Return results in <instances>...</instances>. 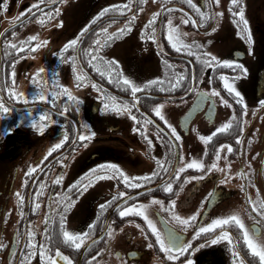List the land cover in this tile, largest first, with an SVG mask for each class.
<instances>
[{"label": "flooded vegetation", "instance_id": "flooded-vegetation-1", "mask_svg": "<svg viewBox=\"0 0 264 264\" xmlns=\"http://www.w3.org/2000/svg\"><path fill=\"white\" fill-rule=\"evenodd\" d=\"M138 1L107 0L104 2V6L125 3L132 7L120 15L105 13L89 26L88 33L80 41V47L89 46L96 33V28H110L107 25L109 20H115L117 23L118 20L127 19L132 8L138 6ZM161 1L165 6L174 4L173 1L182 2L180 9H183V13L180 9H175L172 13H160L154 25L157 29V40L161 42L164 59L176 65V72H183L185 75L180 87L166 88V90L153 87L150 95L145 96L142 91L138 93L141 96L140 101H131L130 93L125 92L115 83L108 81L107 77L94 71L83 56L78 62V67L82 65L90 80H94L100 85L105 94L111 93L118 99H128L130 103L136 104L137 108L132 111L138 116V121H143L145 114L140 109L144 110L151 118L147 125L131 120L126 112L117 114L111 109L101 111V108L104 107V98L100 93L91 87L90 83L83 87L76 86L71 63L62 61L57 55L58 49L65 43L64 41L59 42L61 34L50 37L52 39H49L48 44L42 45L34 51L24 49L19 53L14 49L9 51L4 40L0 39V99H3L5 105L11 109L8 113L0 115V243L5 245L4 248H0V264H20L21 260L25 258L22 253L27 254L29 251L27 247V230L29 228L36 232L35 239L38 242L44 240V229L48 227L44 222V216L45 214L52 215L49 212L50 207H57L56 193H68L71 198L76 200L64 213L65 226L71 231L86 230L87 225L98 217V205L105 200H110L117 191H125L128 193V197L120 199H127L129 203L139 201L147 204L151 197L155 196L158 200L165 201L166 208L167 201L174 199L177 202L176 211L181 215H189L199 208L201 215L197 217L196 224L190 225L185 231L180 224L171 219L165 210L160 208L159 204H150L148 207V214L156 222L158 228L162 231L172 228L186 240L192 238L194 228L199 224L210 222L216 216L235 211L240 213L246 225H252L253 217H255V222L259 223L261 230L259 239L264 241V218L256 213L249 215L251 206L246 200L249 195L255 199L257 189H259L261 197H264V105L260 104V101L264 100V0L258 1L259 5L253 13L247 11L248 0H241L252 35L251 45L244 35H237L238 31L243 30V25L238 24V18L234 16V11H238V7L230 10L229 1L221 8L220 5L216 7L215 0H193V3L206 13L221 11L223 13L220 16L209 18L199 27L193 25L191 20L188 24L182 23L183 18L191 17L198 21L200 19L199 12L188 4L187 0ZM67 2L72 5L73 12L78 10L86 18V0H67ZM32 3L33 0H8L5 6L4 0H0V33L5 34L4 38L14 39L18 43L37 31L46 38L48 34H54L58 28L64 30V25L67 23L64 3L59 4L62 11L55 19L44 23L38 22L36 10H33L30 18H21L20 23H15L13 18L18 17L19 13ZM39 7L43 8L44 6L40 5ZM170 14L173 23L179 25L183 33H187L183 37L186 42L203 43L205 46L203 50L221 59L239 60L247 68V73L237 78L239 70L234 66L218 65L216 69H212L196 61L194 55L173 49L165 34L166 22ZM25 16L28 17L29 14H25ZM59 20H62L63 24L56 26ZM87 23L85 21L84 25ZM11 24H14V27H10ZM212 28H215V31H210ZM12 31L17 33L16 37H12ZM146 32H150V29H146ZM31 43H39V41ZM108 47L107 45L101 49V55L110 57L113 51L110 49L106 52ZM123 47L120 44L114 49V52L117 53ZM154 47L153 52L148 44H142L139 50L137 45L129 55V58L131 57L140 66L142 63H150L153 58L155 63L159 61L153 70L145 71L141 76H134L128 69L133 67L131 64L125 69L120 65L119 68L138 83L152 79L157 75L163 76L164 64L161 60V51L156 45ZM70 54H72V50H68L67 55ZM13 59L16 60L15 65L12 64ZM39 67L45 69L41 75L49 81V86L53 76H58L60 83L68 85L73 94L80 97L79 103L68 101L66 96H61L56 102V107L53 108L46 101L30 100L28 104H25L23 101L11 98L5 89L6 86H13L11 75L13 68L16 73V90L30 94L34 89V85L30 82L31 74ZM220 72H224L232 78L247 106L246 113L243 111V106L235 99L234 94H230L227 89H224L223 81L219 79ZM209 80H212V83H209ZM193 85H195L193 90L188 92L189 87ZM213 87L217 88L220 95L229 101V105L220 103L219 97L200 99L196 88L210 89ZM44 91L47 92L48 88H44ZM164 101L171 104L173 118L171 123L181 135L179 141H174L175 147L185 154L186 159L200 158L207 165L212 162L215 156L214 149L218 144H232V152H227L226 149L221 150V158L217 161L219 169L204 175L207 172L206 168H187L179 178L175 179L171 192H165L160 187L161 182L164 183V177L171 173L158 175L155 180L142 184L138 188H128L120 177L111 173L101 175L100 179L89 184L86 189L79 191L68 189V184L79 179L98 164L115 163L130 176H139L156 168V158L172 159L170 148L173 145L170 146L168 143L171 130L152 111L155 104ZM64 104L68 105V110L61 115ZM29 106L33 107L31 116L27 111ZM45 108L51 110L54 122L48 124L43 133H39L31 126L30 120L38 119L36 113ZM233 113L236 114V117L230 131L218 133L207 145L199 139L198 133H211L220 123L231 118ZM154 121L158 122L169 136L160 128L158 131ZM239 122H243V133L239 131ZM85 125L88 127L85 128ZM120 125L131 130L134 125L146 128L147 139L141 132L128 133L129 141L116 137L115 134L119 132ZM7 128H12V131H5ZM77 129L95 132V135L98 136V148L102 147V151L99 153L93 151L91 155L85 157L86 142L74 144L71 139ZM65 131L69 134V140L65 141L61 148L53 150L41 163L49 147L62 139ZM238 134L241 135L240 142L235 140V136ZM249 138L251 139L250 143ZM148 140H151V146H149ZM111 141L116 142V145H112ZM73 147L75 151H73ZM206 148L207 154H205ZM59 160H63L64 163H58ZM78 162L79 169H77ZM177 163L178 161H173V165L170 167L176 166ZM36 164H40V168L28 176V183L22 187L27 168ZM225 164H229L230 168L224 169ZM72 166H74L73 169H71ZM240 170L247 172L248 175L246 177L232 176L231 179L225 175V172H239ZM59 174H63L62 182L53 183L55 176ZM184 176L201 178L184 182ZM222 178L226 182L221 183ZM40 182H43L46 187L42 195L37 198L39 207L34 212L32 211V198L35 190L40 187ZM17 190L25 197L23 203L17 202L15 196ZM209 192L214 194L210 199L207 198ZM201 201H204L203 207H201ZM119 202L118 200L109 205L99 216L97 226L90 234L91 244L89 245V242L85 241V245L89 246L82 245L80 249H72L62 242L57 243L56 246L69 255L74 264H92L89 256L94 257L98 264H121L130 251L138 253L135 264H176L175 261H169L155 244V236L147 228L143 217L134 213H129L125 217L119 216L115 208V203ZM60 211H63L62 205L57 209V212ZM129 220L133 223H129ZM105 224L112 226L113 235L109 236L106 229L102 230L101 226ZM136 225H140V227L138 228ZM53 230L56 232L59 230V215L54 216ZM228 230L232 231L234 236L237 235L235 226H228ZM149 241L153 243L151 248L147 247ZM196 245L202 246L196 247L195 251L186 253L191 256L194 264H233L232 253L226 241L213 244L208 234H201L193 241V246ZM237 247L244 254L246 260L250 259L242 240ZM101 249L104 251L101 252ZM128 259L129 264H132V259ZM27 264H41L38 251L31 256Z\"/></svg>", "mask_w": 264, "mask_h": 264}, {"label": "snow or ice", "instance_id": "snow-or-ice-1", "mask_svg": "<svg viewBox=\"0 0 264 264\" xmlns=\"http://www.w3.org/2000/svg\"><path fill=\"white\" fill-rule=\"evenodd\" d=\"M8 0H4V5H7ZM67 0H33V3L23 9L19 13L18 17L13 18L15 23H20L21 18L28 19L31 14H33V10H36V19L38 22L44 23L55 19L59 16L62 9L59 7V4L66 3ZM187 3L196 8L197 12H199V21L196 19H191V17L183 18L182 23L188 24L191 20L193 25L199 27L202 23H204L209 18H213L214 16L222 15V11L218 13H206L201 10L196 4L193 3V0H187ZM216 4L220 3V0H215ZM55 4V6H53ZM43 5V8L39 6ZM131 5L121 3L109 5L105 8H102L98 11L89 21L85 24L80 30L79 33L68 39L59 49L57 55L61 58L62 61L70 62L72 71L74 73V79L77 87H83L85 85L91 84V87L95 88L97 92L104 98V107L101 108V111H107L109 109L115 111L117 114H121L122 112H126L131 120L138 121V116L133 114V109L137 108V105L134 103H130L128 99L120 98L118 99L116 96L111 93L105 94L104 90L98 85L94 80H90L88 77V73L84 71L82 65L78 67V62L83 56L86 59L87 63L93 67V70L101 74L102 76L107 77L108 81L115 83L117 87L121 88L127 93H130L131 101H140L141 96L138 93L144 92V95H150L153 87H159L162 90H166V88L175 89L181 86V82L185 79V75L183 72H176V65L171 63L169 60L164 59L163 57V49L161 48L157 36H156V27L155 21L157 20V16L159 15L158 11L152 12L150 18L145 23L144 27L141 29V39L152 40L157 42V48L161 51V60L164 64V75H157L152 79L144 80L143 82H136L130 76L124 74V72L119 68V60L115 57H106L101 55V49L106 47L113 39H118L124 32L131 31L132 22L135 21L136 17L134 14H130L128 20L125 21L124 25L120 28H117L115 31H108L106 27L104 28H96V33L90 41V44L86 48L80 47V41L82 37H84L88 31L89 26L92 25L95 21H97L100 17L104 16L105 13L109 11L120 12L123 13L128 10ZM234 7H238V11H234V16L238 18L237 23L243 25V30L238 31L237 35H244L248 40L249 45L252 43V35L249 29V22L245 17V9L241 0H229V9L232 10ZM48 9L45 11L44 9ZM176 8V5H172L171 7H166L165 5L160 6V11L172 13ZM181 13H183V9H180ZM25 14H29L28 17ZM63 24L62 20H59L56 26H60ZM10 27H14V24H11ZM146 29H150V32H146ZM210 31H215V28L210 29ZM166 36L167 41L171 44L173 49H176L178 52H186L195 56V60L199 61L205 67H211L212 69H216L218 65L235 67L238 69V76H243L247 73V68L243 63L236 59H221L220 57L213 55L210 52L203 50L205 48L203 43H197L196 41L186 42L183 37L187 35V33H183L180 30L179 25L173 23L172 15H169V18L166 22ZM17 33L12 31V37H16ZM5 34L0 33V39L4 40V44L6 48L11 51L15 50L17 53L21 52L24 49H31L32 51L36 50L42 45H46L49 43L48 38H44L40 40L38 34H30L26 37V39L19 41L18 43L14 39L4 38ZM32 41H39V43H31ZM211 43V41H209ZM68 50H72V54L67 55ZM251 51V48L249 49ZM8 54L7 52L5 53ZM12 64H16V60H12ZM45 72L43 67H39L31 74V84L34 85V89L31 93H26L24 91H18L15 88V69L12 70V85L6 86V91L9 93L11 98H14L17 101H23L25 104H28L29 101H46L53 106L56 107V102L60 99L61 96H66L68 101H72L75 103H79L80 97L73 94L71 88L58 81V76L54 75L49 86V81L45 79L41 74ZM219 79L223 81L224 89H227L230 94H234L237 102L243 106V111L247 112V106L245 105L244 99L241 96L240 91L237 89L235 83L232 78L226 75L224 72L219 73ZM209 83H212V80H209ZM48 88V91L45 92L44 88ZM192 87H189L188 92L193 90ZM198 94H200V99L204 98L213 99L215 97H219L220 103L224 105H229V101L220 95V92L217 88L213 87L210 89H200L196 88ZM187 95V93H185ZM99 98V97H98ZM261 105H264V100L260 101ZM162 104H155L152 108V111L155 113L157 117H159L164 124L167 125L168 129L171 130V134L168 138V143L170 146L174 145V141H179L181 139L180 133L177 131L176 127L170 123L163 111ZM68 105H63V110L61 111V115L64 112H67ZM79 110L78 108L76 109ZM138 110V109H137ZM11 109L7 107L3 101L0 99V115L6 114ZM29 115L33 113V107L29 106L27 109ZM37 118H32L30 120L31 126L36 129L37 132L43 133L47 128L48 124L53 123L52 112L50 109H42L38 113H36ZM236 114L233 113L232 117L219 124V126L215 127V129L209 134H199V139L208 144V142L212 141L213 138L221 132H228L231 129L232 123L234 122ZM144 125H147L150 122V117L147 115L144 116L143 121H138ZM240 133L244 132L243 122H239ZM85 128L88 126L85 125ZM133 132H141L145 135L146 128H140L137 126H133ZM159 131V128L157 129ZM5 131L11 132L12 128H7ZM95 136V132L93 131H80L77 129L75 133L72 135L71 139L74 144H79L80 142H85L87 140H91L92 137ZM174 137V140H173ZM69 134L67 131L63 133L62 139L58 142L52 144L48 151L45 154V157L42 159L46 160L48 155L52 153L53 150L61 148V146L65 143V141L69 140ZM160 138L159 136L157 137ZM235 140L237 142L241 141V135H236ZM149 146H151V140L147 141ZM251 139L249 138V143ZM86 146V145H85ZM226 149L227 152L233 151L232 144H218L214 151L215 156L210 164H207L200 158H192L190 160L186 159L185 154L179 151L178 147L170 148L172 159H163L156 158V168L153 171L145 172L139 176H130L127 174L118 164L115 163H105L98 164L93 169H89L88 172L84 173L79 179L74 180L72 183L68 184V189H76L79 191L80 189H86L87 186L91 183H94L96 180L101 178V175H108L114 173L115 176L120 177L124 184L127 185L128 188H138L142 184H146L150 181H153L157 178L158 175H162L164 173H172L171 176L164 177V183L160 185V187L165 192L173 191V183L176 178L181 176V173L184 172L187 168L192 169H207V173L212 172L213 170L219 169L220 166L217 164V161L221 158V150ZM73 151L75 148L73 147ZM205 154H207V148L205 149ZM178 161L175 167H170L173 165V161ZM58 163L63 164V160L57 161ZM40 168V164H36L33 166H29L25 173V179L23 181L22 187L24 184L28 183V176L31 175L36 169ZM224 169L230 168L229 164H225L223 166ZM103 170V171H102ZM251 170V169H250ZM225 175L228 179H231L232 176H241L246 177L248 175L247 172L240 170L239 172H225ZM201 177H190L184 176V182H187L192 179H200ZM63 180V174L56 175L53 183L59 184ZM226 182L223 178L221 179V183ZM250 182V178H249ZM46 185L43 182H40V187L37 188L33 194L32 198V211H36L39 207L38 197L42 195L44 188ZM182 187V185H181ZM243 187V185H241ZM57 200L56 208H49V212L52 215L45 214L44 222L48 225L44 229V240L38 242L36 237V232L29 228L27 230V247L29 249L27 254L24 255V259L21 260L20 264H27V261L31 259V256L35 254L37 251L39 253V258L41 264H74L73 259L65 254L60 247H57V243H64L69 245L72 249H80L82 245H85V241L91 244L90 234L95 230L97 226V219L106 210L109 205L113 204L116 201H120L119 203H115V208L118 211L119 216L125 217L129 213L137 214L143 217V220L146 222L147 228L151 230V233L155 236V244L158 245L159 249L164 253L169 261H175L176 264H194L191 256L186 255L190 251H195L196 247H200L202 245L193 246V241L196 240L198 236L201 234H208L210 237V241L213 244H216L219 241H226L231 253L233 264H264V241L259 239L260 227L259 223L255 222L252 225H246L244 219L240 215V213L233 211L230 214L216 216L211 219L210 222L199 224L194 228L192 233V238L190 240H186L180 233L176 232L172 228H167L165 230H161L157 227L156 222L151 218L148 214V207L150 204H159L162 210H165L171 219L178 224H180L183 229L186 231L190 225H195L197 222V217L201 215L200 209L198 208L196 211L192 212L189 215H181L178 211H176V200H168L167 207L165 208V201L158 200L157 197L153 196L148 201V203H141L136 201L135 203H129L127 199H120L128 197V193L125 191H117L115 195L111 197L110 200H105L98 205V217L97 219L92 220L88 225L87 229L84 231H71L66 228L65 224V216L64 213L68 211L72 204L76 202L75 199L71 198L68 193H56ZM138 195V193H137ZM214 194L209 192L208 199H210ZM17 197L18 203H23L25 197L21 194L19 190L15 193ZM78 198V196H77ZM247 203L251 206L249 209V215L253 213L258 214L261 218H264V197H261L259 194V189H257L255 199L252 198L251 195L246 197ZM63 206V211L57 212V209L60 206ZM204 206V201H201V207ZM23 215V212H21ZM55 215H59V230L58 232L53 230V219ZM163 219V217H160ZM129 223H133V221L129 220ZM235 226L237 235L234 236L232 231L228 230V226ZM138 228L140 225H136ZM102 230L106 229L107 235H113V228L110 224H105L101 226ZM216 230V231H213ZM240 240L243 241L245 248L247 249L248 255L250 259L246 260L244 258V254L238 249L237 245ZM89 245H85L86 247ZM5 245L0 243V248H4ZM147 247H153V243L151 241L148 242ZM104 249H101L103 252ZM54 253V254H53ZM99 255V253H97ZM119 255V253H117ZM138 256L136 251H130L126 254V258L121 264H129V259H132V264H135V258ZM183 257V259H181ZM89 260L92 261V264H98L95 261L94 257L89 256Z\"/></svg>", "mask_w": 264, "mask_h": 264}, {"label": "rangeland", "instance_id": "rangeland-1", "mask_svg": "<svg viewBox=\"0 0 264 264\" xmlns=\"http://www.w3.org/2000/svg\"><path fill=\"white\" fill-rule=\"evenodd\" d=\"M106 1L107 0H101V1L86 0V5H87L86 12H85L86 18H84V16L82 15L83 13L80 14L78 10L73 12L72 5L67 4L68 2L64 3L65 12L67 16V23L64 25L65 26L64 30L62 31L58 28L56 32H54V34H48L46 38L52 39L50 37L58 36L59 34H61L62 37L61 39H59V42H63V41L66 42L68 39L75 37L78 34L79 30L84 26L85 21L88 22L98 11H100L102 8H105L107 6V5L104 6L103 4ZM124 1L126 0H116V2H124ZM228 1L229 0H220V3L217 4L216 7H219V5L221 8L224 7V5ZM258 1L259 0H248L247 5H246L247 11L250 13L255 12L257 9V6L259 5ZM138 2H139L138 6L136 5V7L132 8V10L129 12L130 14H134L136 17L135 21L132 22L131 31H126L118 39H113L108 44L109 47L106 50L107 52L108 50L112 49L113 52L110 54V57H115L117 60H119L120 62L119 65L123 67L124 69L126 68V66L131 64L133 67L128 68V69L129 71L130 70L132 71L131 74H133L134 76H141L143 72L148 71V70H153L154 68H156V65L159 63V61L155 63V59L153 58L151 59L150 63H144V64L142 63V65L140 66V65H137V62H135L131 57L129 58V55L131 54L135 46L138 45L137 49L139 50V47L142 44H148L150 49L153 50L154 52L155 50L154 45L157 46L156 41L141 39V29L144 27L145 22H147L148 19L150 18L152 12L158 11L159 14L164 12V11H160V6L163 4L161 0H139ZM173 2L174 4H170L169 6H166V7H171L172 5H176L175 9H180V6H182V2H179V1H173ZM109 13L114 14V11H109ZM115 13L119 15L121 14L120 12H115ZM129 15L128 17H126L127 19L123 18L121 20H118L117 23L115 20H109V23H107V25H109L110 27L108 28V31L112 32V31H115L117 28L122 27L125 21L128 20ZM35 34H38L40 40H43L45 38V36H42V33H40L39 31H37ZM120 44H122L124 47L119 49V51L115 53L114 49ZM159 44L161 45V42H159ZM156 59L158 60L157 56H156ZM78 91L81 92V90H78ZM159 104L163 105L162 111L166 119L171 123L173 121L171 104L165 101L160 102ZM118 131L119 132L116 133L115 136L120 137L124 139L125 141H129V137L127 136V134L133 133V131L130 128H125L121 125H120V130ZM97 138L98 136L95 135L94 137H92L90 141H85L86 143L83 142V144L85 143L87 146L86 147L87 150L84 151L85 157L91 155V152L93 151H95L96 153H99L100 151H102V147L98 148L99 143L97 142ZM111 142H112L111 143L112 145H116V142L114 141H111ZM79 166L80 165L78 162L77 169H79ZM73 167L74 166H72L71 169H73Z\"/></svg>", "mask_w": 264, "mask_h": 264}, {"label": "water", "instance_id": "water-1", "mask_svg": "<svg viewBox=\"0 0 264 264\" xmlns=\"http://www.w3.org/2000/svg\"><path fill=\"white\" fill-rule=\"evenodd\" d=\"M175 147V146H174ZM174 161H176V160H174ZM176 165V164H175ZM175 167V166H174ZM172 175V173L169 175V176H171ZM161 183H163V182H161Z\"/></svg>", "mask_w": 264, "mask_h": 264}, {"label": "trees", "instance_id": "trees-1", "mask_svg": "<svg viewBox=\"0 0 264 264\" xmlns=\"http://www.w3.org/2000/svg\"><path fill=\"white\" fill-rule=\"evenodd\" d=\"M114 14H117V13L114 12ZM105 24H106V23H105Z\"/></svg>", "mask_w": 264, "mask_h": 264}]
</instances>
